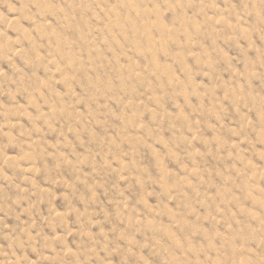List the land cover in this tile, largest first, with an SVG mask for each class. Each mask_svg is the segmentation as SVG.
Returning <instances> with one entry per match:
<instances>
[{
	"label": "rangeland",
	"instance_id": "374dc122",
	"mask_svg": "<svg viewBox=\"0 0 264 264\" xmlns=\"http://www.w3.org/2000/svg\"><path fill=\"white\" fill-rule=\"evenodd\" d=\"M0 264H264V0H0Z\"/></svg>",
	"mask_w": 264,
	"mask_h": 264
}]
</instances>
